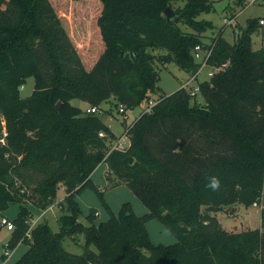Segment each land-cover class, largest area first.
Returning <instances> with one entry per match:
<instances>
[{
  "label": "trees",
  "instance_id": "obj_1",
  "mask_svg": "<svg viewBox=\"0 0 264 264\" xmlns=\"http://www.w3.org/2000/svg\"><path fill=\"white\" fill-rule=\"evenodd\" d=\"M97 1L94 25L101 47L86 68L50 0H0V215L18 205L7 247L28 245L14 264H264V209L260 227L241 232L225 230L213 215L262 198L264 48L252 47L257 17L246 20L232 43L221 32L210 39L206 66L226 67L197 83L203 103L185 87L160 93L149 112L124 128L129 146L109 150L117 138L112 130L98 113L71 100L101 110L114 98L113 106L125 111L159 93L156 62L196 75L201 65L192 49L205 45L202 34L213 27L197 16L212 4ZM178 1L183 5L173 9ZM166 8L173 11L170 20ZM156 49L166 53L154 54ZM30 77L33 89L23 97L20 86ZM101 163L109 184H125L146 214L137 216L124 202L117 214L105 204L109 216L97 224L94 208L86 215L88 224L78 221L76 196L90 188L101 197L90 178ZM213 176L221 181L216 192L206 188ZM60 188L65 196L58 230L45 221L31 226L28 205L46 210ZM152 218L172 233L174 243L149 239L145 223ZM78 235L84 238L82 253L66 251L64 238L76 242Z\"/></svg>",
  "mask_w": 264,
  "mask_h": 264
},
{
  "label": "rangeland",
  "instance_id": "obj_2",
  "mask_svg": "<svg viewBox=\"0 0 264 264\" xmlns=\"http://www.w3.org/2000/svg\"><path fill=\"white\" fill-rule=\"evenodd\" d=\"M50 2L66 26L69 36L77 47L79 54L83 58V62H85V67L90 68V62L94 61L98 49L101 47L94 25L101 9L98 1L50 0ZM211 4L212 8L210 11L202 12L197 16V19L207 20L213 25L211 29H207L202 34V41L205 43V45H208L210 39L220 32L228 42L232 43L235 41L240 28L245 26L246 20L248 18L264 15V0H262L260 4H253L247 7L236 6L233 4L232 0H211ZM181 5H183V2L178 1L174 2L171 7L174 9ZM232 17L234 18L233 23L228 24L224 22V19L228 20ZM178 25L183 31H191V29L186 25L181 23H178ZM259 46L260 43L258 41V37L256 34H253L252 47L253 49H256L259 48ZM153 53H166V50L156 49ZM156 67L158 70L157 85L160 88V91L148 99V101L154 102L157 101V97L160 93L170 94L178 87H185L187 90L191 89L198 82L207 79V73L211 70L210 67L203 66L199 72L197 71L198 73H196V76L189 75L185 71L178 68L174 63L162 65L156 62ZM33 85L34 79L32 77L28 78L23 85L24 87L20 91V94L23 97L28 96L33 89ZM194 96L198 103H203V98L199 93H195ZM148 101H143L137 107L126 109L124 113H119V106H113L115 99L111 98L109 101L101 104V110L98 112V116H100L102 121H104L106 125L110 126V128L119 135L123 133L124 128L131 124L132 120L141 111H146ZM71 104L84 110H86L85 107L88 105L79 99L71 100ZM104 165L106 164L104 163ZM103 167L104 166H102L99 170V173L102 174L100 179L97 178V175L95 176L96 186L101 192V197L90 188H85L76 196V201L81 210L78 221L82 222L83 224H88L86 215L90 209L94 208L97 212L94 222L97 224L108 218L109 211H111L113 214H116L124 202H128L130 204L134 214L137 216H143L144 214L142 213V210L145 209V207L143 206L142 202L129 190L125 184H109L106 179V175L101 173V169H103ZM63 193L64 192L62 188L58 189L55 200L57 201L60 197H62ZM105 204L108 206L109 211ZM28 207L33 211L35 218H37L36 216H38L40 212L35 211L32 205H28ZM54 208L56 210L55 214H53L52 211H48L45 213V217L40 219V221L47 222L53 231H57L58 224L56 217L60 213V210L59 207L57 208V205ZM202 209L204 210V207H202ZM263 209L264 189L261 202L252 203V205L247 207L236 203L228 207H222L220 211L213 213V215L216 216L221 226L224 227L225 230L229 232H241L260 227V213ZM17 211L18 205L13 203L0 216L6 217L8 220H10L16 216ZM33 220L34 216L30 221L31 226L35 225ZM145 229L148 233L149 239L154 244H171V242H175V237L157 218H152L146 221ZM6 232H8L7 229L0 226V264H2L4 261L2 254L5 249L11 252L10 256L8 257L9 259L5 263L14 264V262L22 255V253L27 250L28 245L26 243H19L12 252L13 249L7 247V243L11 238V231L9 234ZM83 244V235H78L76 242L70 237H65L63 240V246L65 250L74 254L82 253ZM91 248L95 250L93 246H91Z\"/></svg>",
  "mask_w": 264,
  "mask_h": 264
},
{
  "label": "built area",
  "instance_id": "obj_3",
  "mask_svg": "<svg viewBox=\"0 0 264 264\" xmlns=\"http://www.w3.org/2000/svg\"><path fill=\"white\" fill-rule=\"evenodd\" d=\"M262 0H246L245 6L253 5V4H260ZM234 18L230 19H224L225 23L231 24L233 23ZM258 37V41L260 43V47L264 48V15L257 16V31L255 33ZM209 45V44H208ZM212 49L211 45L209 47H206L205 45L198 44L192 49V55L197 62L200 63L201 67L199 68L198 72L203 66H206V62L208 59V56L210 55ZM226 67V64H222L219 67L211 68L210 71H208L207 76L211 77L216 71L223 69ZM197 72V73H198ZM23 85L20 86V90L23 89ZM189 92L194 95L198 92V84L193 86L191 89H189ZM155 104L154 101H148V105L146 108V111L149 112L150 108ZM145 111V112H146ZM85 112L87 113H98L100 110L96 107H87ZM119 113H124V107L122 105H119L118 107ZM100 137H105V133L99 132ZM129 146V139L126 134H122L120 137L110 140L109 141V150H125ZM0 226L5 227L7 230L12 231L14 226L13 223L8 220L6 217H1L0 219ZM11 252H9L7 249L4 250L3 255L7 258L9 257Z\"/></svg>",
  "mask_w": 264,
  "mask_h": 264
},
{
  "label": "crops",
  "instance_id": "obj_4",
  "mask_svg": "<svg viewBox=\"0 0 264 264\" xmlns=\"http://www.w3.org/2000/svg\"><path fill=\"white\" fill-rule=\"evenodd\" d=\"M97 30V29H96ZM97 36H98V39H99V41H100V38H99V33H98V31H97ZM101 45V44H100ZM260 47V46H259ZM197 76V75H196ZM180 87H178L177 89H179ZM177 89H175V90H177ZM174 90V91H175ZM103 104V103H102ZM101 106V105H100ZM87 107H89L88 105L85 107V109L87 108ZM82 109V108H81ZM84 110V109H83ZM142 112V111H141ZM141 112L132 120V122L136 119V118H138L139 117V115L141 114ZM104 122V121H103ZM131 122V123H132ZM105 123V122H104ZM130 125V124H129ZM108 126V125H107ZM109 128H110V126H108ZM111 129V128H110ZM112 130V129H111ZM112 132H113V134L118 138V137H120L123 133H121V134H116L113 130H112ZM102 166H104L103 167V169H101V173H104L105 175H106V172H107V165H104V163H102V164H99L96 168H95V170L92 172V174L90 175V178H91V180L96 184V182H95V176L97 175V178L98 179H100V176L102 175V174H100L99 172V170H100V168L102 167ZM63 189V188H62ZM63 192H64V190H63ZM65 196V193H63V195H62V197H60L57 201L55 200L54 201V203L51 205V206H49L46 210H44V211H42V212H40L39 214H38V216H36L37 218H35V215H34V220H33V222H34V224H36V223H38L39 221H40V219H42V218H44L45 217V213L46 212H48V211H52V213L53 214H55V212H56V210H55V206L57 205V208L59 207V205H60V203H61V201L63 200V197ZM143 204V203H142ZM143 206L145 207V209H143L142 210V213L143 214H146L147 212H148V209L146 208V206L143 204ZM120 209V208H119ZM54 210V211H53ZM119 211V210H118ZM117 214V213H116ZM142 214V215H143ZM0 217H2V216H0ZM57 218V217H56ZM104 221V220H103ZM40 222H43V221H40ZM224 228V227H223ZM8 232H6L7 234H9V230H7ZM12 232V231H11ZM8 238H9V236H8ZM7 238V239H8ZM176 240V239H175ZM171 243H174V242H171ZM15 249V248H14ZM14 249L12 250V252L14 251ZM2 256H3V254H2ZM3 258V257H2ZM4 259V261L2 262V264H6L5 262L9 259L8 257L7 258H3Z\"/></svg>",
  "mask_w": 264,
  "mask_h": 264
},
{
  "label": "clouds",
  "instance_id": "obj_5",
  "mask_svg": "<svg viewBox=\"0 0 264 264\" xmlns=\"http://www.w3.org/2000/svg\"><path fill=\"white\" fill-rule=\"evenodd\" d=\"M221 181L218 177H211L209 182L206 184V188L212 192H216L220 189Z\"/></svg>",
  "mask_w": 264,
  "mask_h": 264
},
{
  "label": "water",
  "instance_id": "obj_6",
  "mask_svg": "<svg viewBox=\"0 0 264 264\" xmlns=\"http://www.w3.org/2000/svg\"><path fill=\"white\" fill-rule=\"evenodd\" d=\"M164 15L166 16L167 20H170V17L173 15V13L170 11L169 8H166V9L164 10ZM59 105H60V103L58 102V103L56 104V108H57V110H59Z\"/></svg>",
  "mask_w": 264,
  "mask_h": 264
}]
</instances>
